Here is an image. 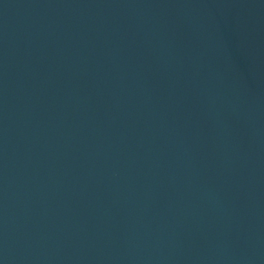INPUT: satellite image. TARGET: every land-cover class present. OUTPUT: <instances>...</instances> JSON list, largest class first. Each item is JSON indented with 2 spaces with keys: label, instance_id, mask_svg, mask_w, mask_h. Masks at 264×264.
I'll use <instances>...</instances> for the list:
<instances>
[{
  "label": "water",
  "instance_id": "water-1",
  "mask_svg": "<svg viewBox=\"0 0 264 264\" xmlns=\"http://www.w3.org/2000/svg\"><path fill=\"white\" fill-rule=\"evenodd\" d=\"M0 264H264V0H0Z\"/></svg>",
  "mask_w": 264,
  "mask_h": 264
}]
</instances>
